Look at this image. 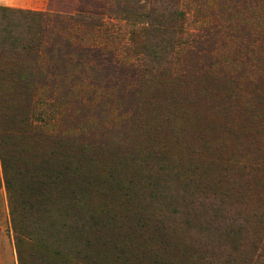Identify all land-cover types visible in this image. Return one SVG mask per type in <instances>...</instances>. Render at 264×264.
Returning a JSON list of instances; mask_svg holds the SVG:
<instances>
[{
  "label": "rangeland",
  "instance_id": "374dc122",
  "mask_svg": "<svg viewBox=\"0 0 264 264\" xmlns=\"http://www.w3.org/2000/svg\"><path fill=\"white\" fill-rule=\"evenodd\" d=\"M83 2L84 13L77 0H0V7L66 19L67 29L54 38L60 35L73 49L98 55L99 62L83 61L87 69L102 70L101 64L113 61L163 71L142 88L130 86L141 89L136 124L105 133L114 127L111 112L103 126L93 128L106 142L101 148L162 152L149 163L152 180L135 185V202L123 199L125 191L110 195L108 186H94L88 177L82 182L91 196L81 213L55 204L48 213H26L19 220L12 216L0 160V264H19L18 240L27 264L42 256L47 264H63L87 243L90 262L82 264H262L264 238H248L245 228L230 220L237 209L224 201L215 214L190 202L196 203L195 188L222 198L235 187V179L224 176L229 159L264 154V105L255 106L264 93V0ZM204 62L213 64L210 74L197 73L193 65L202 69ZM183 72L196 74L176 86ZM90 87L86 80L82 102L93 96ZM36 102L42 124L48 123L50 101L38 94ZM94 166L97 177L107 170L117 174L115 182L129 181L120 159ZM158 166H167L164 175ZM252 189L244 192L246 209L262 214L264 181Z\"/></svg>",
  "mask_w": 264,
  "mask_h": 264
},
{
  "label": "trees",
  "instance_id": "16d2710c",
  "mask_svg": "<svg viewBox=\"0 0 264 264\" xmlns=\"http://www.w3.org/2000/svg\"><path fill=\"white\" fill-rule=\"evenodd\" d=\"M77 1L78 11L84 13L87 4L83 0ZM66 22L64 18L47 13L0 7V160L14 220L22 219L26 213H48L55 204L81 213L82 204L85 209L84 202L91 196L87 183L84 186L82 182L88 177L92 178L94 186L96 182L101 188L108 186L110 195L120 197L125 191L127 195L123 199L135 202V185L140 179L152 180L149 163L162 152L150 147L146 148L145 154L134 153L130 148H101L100 145L106 142L96 137L93 128L103 126L111 112L114 117L110 122L114 127L105 133L113 134L117 129L126 131L136 124L141 117V89L134 91L135 87L130 86L136 84L142 88L148 81L159 78L163 71H155L146 65L137 69L121 67L113 61L101 64L102 70L87 69L83 61L99 62L96 60L98 55L93 53L90 57L89 51L73 49L71 41L60 35L54 38L56 31L67 29ZM204 63L202 69L193 63L197 73L211 71L213 64ZM194 74L183 72L176 86L185 84L184 80ZM86 80L92 81L90 90L94 94L82 102L80 96L81 92L86 96ZM38 94L51 103L48 123H45H51L48 128L36 111ZM260 94V106L259 103L255 105L258 110L264 105V93ZM127 116L130 119H124ZM95 149L99 152L95 153ZM115 158L120 159L125 168L122 172L129 177L127 183L115 182L113 178L117 174L107 170L96 176L94 165L97 161ZM227 163L224 176L235 179V187L222 198L210 197L206 187L195 188L196 203L191 201L190 206L197 204L199 210L208 206L218 214L227 201L228 206L238 210L230 220L245 228L248 238H264V212L259 214L254 210L250 213L244 198L245 191H254L252 188L264 181V154L256 153L239 161L229 159ZM158 167L164 175L167 166ZM90 187L94 188L93 185ZM22 244L17 241L19 264H27ZM90 245L87 243L85 251L75 252L71 259L64 258L61 262H90L87 251ZM47 259L42 256L34 264H47Z\"/></svg>",
  "mask_w": 264,
  "mask_h": 264
}]
</instances>
